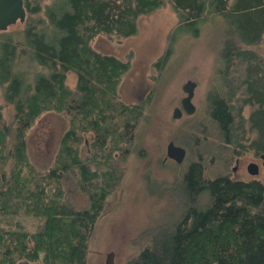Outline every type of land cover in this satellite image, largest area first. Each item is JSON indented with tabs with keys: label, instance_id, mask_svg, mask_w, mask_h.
<instances>
[{
	"label": "trees",
	"instance_id": "trees-1",
	"mask_svg": "<svg viewBox=\"0 0 264 264\" xmlns=\"http://www.w3.org/2000/svg\"><path fill=\"white\" fill-rule=\"evenodd\" d=\"M22 1L21 26L0 29V264H87V239L104 198L122 177L121 162L133 152L150 103V96L121 100L118 85L127 62L92 43L98 35H132L137 17L164 2L185 28L207 14L230 24L216 54V85L205 92L202 111L213 137L226 145L217 165L228 173L212 174L214 166L206 167L201 156L187 157L177 178L182 214L154 232L127 264H264V175L229 172L232 157L264 153V55L253 47L264 44V0ZM21 53L43 73L19 74L11 61ZM238 65L243 70L236 73ZM68 72L75 76L72 86ZM7 105L10 126L2 117ZM58 109L67 125L51 162L39 170L29 162L27 134L41 113ZM65 172L87 196V206L64 201Z\"/></svg>",
	"mask_w": 264,
	"mask_h": 264
},
{
	"label": "rangeland",
	"instance_id": "rangeland-1",
	"mask_svg": "<svg viewBox=\"0 0 264 264\" xmlns=\"http://www.w3.org/2000/svg\"><path fill=\"white\" fill-rule=\"evenodd\" d=\"M21 24L16 21L4 30L15 29ZM229 26L223 17L207 14L202 21L185 28L170 3L164 2L152 12L137 17V29L132 35H98L94 38L92 46L95 49L114 54L128 64L118 85L121 100L136 102L150 96V103L144 108L147 119L135 131L133 152L121 162L122 177L104 198L102 212L87 239V264H104L108 252H111V264H127L129 257L150 241L154 232L168 229L179 218L182 196L177 178L187 157L190 160L201 156L206 167L214 166L210 169L212 174L228 173V168L217 165L222 153L220 149L226 145L213 137L202 111L205 92L216 85L215 73L221 64L216 54ZM167 47L168 55L157 68L155 62ZM253 47L264 55V44ZM1 53L0 47V56ZM16 56L11 62L19 74H26L23 72L28 70L32 76L35 72H42L35 69L37 63L32 57L22 53ZM241 69L240 65L236 66V73ZM187 78L196 82L192 95L195 109L192 113L182 112L173 118L172 108L183 95L180 85ZM66 81L70 86L74 84L72 72L67 73ZM2 117L6 126H10L11 106H4ZM200 124L208 130L200 129ZM66 125L67 115L60 109L45 111L36 119L26 140L29 162L35 168L42 170L51 162L58 138ZM168 140L185 146L182 162L177 164L170 158H164ZM228 153L225 151L227 157ZM252 160L259 166L258 173L254 175L245 168ZM229 172L234 177H262L264 153L256 156L249 151L232 157ZM61 182L65 202L74 208L87 206L88 198L77 189L71 173L62 174ZM16 264L27 263L20 260Z\"/></svg>",
	"mask_w": 264,
	"mask_h": 264
},
{
	"label": "water",
	"instance_id": "water-1",
	"mask_svg": "<svg viewBox=\"0 0 264 264\" xmlns=\"http://www.w3.org/2000/svg\"><path fill=\"white\" fill-rule=\"evenodd\" d=\"M25 17V10L22 0H0V29H5L8 25L18 21L22 22ZM195 81L186 79L181 84V89L185 92L179 100V106H175L172 109V117H177L181 110L185 113H192L194 111V104L191 101L193 93V87ZM185 154L183 146L174 144L172 140H169L165 145V156L171 157L174 161L180 162ZM246 170L250 174L257 172V165L253 161H249L246 165ZM111 252H108L104 260V264H111ZM33 264V263H32Z\"/></svg>",
	"mask_w": 264,
	"mask_h": 264
},
{
	"label": "flooded vegetation",
	"instance_id": "flooded-vegetation-1",
	"mask_svg": "<svg viewBox=\"0 0 264 264\" xmlns=\"http://www.w3.org/2000/svg\"><path fill=\"white\" fill-rule=\"evenodd\" d=\"M187 79H190V78H187ZM191 80H193V79H191ZM184 81H185V80H184ZM184 81H183V82H184ZM183 82H182V83H183ZM182 83H181V84H182ZM195 83H196V82H195ZM194 86H195V85H194ZM180 88H181V85H180ZM193 88H194V87H193ZM181 90H182V89H181ZM182 92H183V90H182ZM184 94H185V92H183V95H184ZM192 95H193V93H192ZM180 98H181V97H180ZM180 98H179V100H180ZM191 101H192V96H191ZM192 103H193V102H192ZM193 104H194V103H193ZM175 106H179V107H180V105H179V101H178V104L175 105ZM175 106H173V107H175ZM172 109H173V108H172ZM194 109H195V108H194ZM182 112H184V111L181 110V112L179 113V115H178L177 117H179V116L182 114ZM184 113H185V112H184ZM186 114H188V113H186ZM171 117H172V112H171ZM177 117H173V118H177ZM168 141H169V140H168ZM168 141H167V142H168ZM172 141H173V140H172ZM167 142H166V143H167ZM173 143H174V144H178V143H176V142H174V141H173ZM165 145H166V144H165ZM178 145L183 146L184 149H185V152H186V148H185V146H184L183 144H178ZM261 153H262V152H261ZM261 153H259V154L261 155ZM184 156H185V154H184ZM164 158H170V159H172L171 157H167V156H165V155H164ZM183 159H184V157H183ZM183 159H182L180 162H182ZM172 160H173V159H172ZM236 160H237V159L235 158V161H236ZM173 161H174V160H173ZM252 161H253V160H252ZM175 162H176V161H175ZM253 162L256 163V165H257V172H256V173H258L259 166H258L257 162H255V161H253ZM261 162L263 163V160H262ZM178 163H179V162H178ZM247 163H248V162H247ZM246 165H247V164H246ZM234 168H235V166L232 167V169H234ZM245 168H246V166H245ZM248 173H249V172H248ZM256 173H255V174H256ZM105 258H106V256H105ZM27 264H28V263H27Z\"/></svg>",
	"mask_w": 264,
	"mask_h": 264
}]
</instances>
